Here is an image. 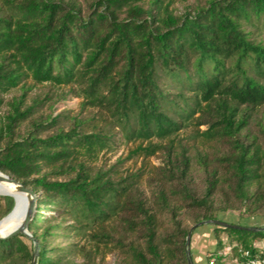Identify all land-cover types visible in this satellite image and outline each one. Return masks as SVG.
Returning a JSON list of instances; mask_svg holds the SVG:
<instances>
[{
  "label": "trees",
  "instance_id": "trees-1",
  "mask_svg": "<svg viewBox=\"0 0 264 264\" xmlns=\"http://www.w3.org/2000/svg\"><path fill=\"white\" fill-rule=\"evenodd\" d=\"M174 3L93 0L84 10L72 0H0V171L36 195L28 226L32 238L0 239V264H32L35 253L36 264H59L60 258L51 256L57 250L47 252L48 237L86 223L99 228L93 238L108 243L106 225L116 217L126 232L143 240L120 242V248L128 247L130 264H189V230L177 219L182 211L195 209L196 222L216 220L214 200L220 195V211L241 209L246 217L264 219V140L249 128L254 123L264 134L263 120L254 117L264 107V0H206L180 15ZM28 78L79 85L84 108L106 113L129 140L148 142L134 153L154 155L161 146L152 140H168L162 177L178 182L173 193L179 203L170 206L161 191L149 206L129 194L123 179L94 172L80 156L108 148L113 134L105 127L87 133L84 119L66 129L63 114L33 119L39 104L25 106ZM18 88L21 95L2 111L4 96ZM193 120L207 126L202 134L208 141L227 147L213 158L199 155L203 193L188 186L187 150H174L173 137ZM53 206L77 224H51L43 211ZM13 207L12 197L0 196V219ZM155 210L171 214L173 227L165 236ZM214 227L216 247L207 264H225L221 251L227 247L233 260L258 256L255 243L264 240V231ZM83 264H94L92 253Z\"/></svg>",
  "mask_w": 264,
  "mask_h": 264
},
{
  "label": "rangeland",
  "instance_id": "rangeland-1",
  "mask_svg": "<svg viewBox=\"0 0 264 264\" xmlns=\"http://www.w3.org/2000/svg\"><path fill=\"white\" fill-rule=\"evenodd\" d=\"M72 1H76L84 10H87L93 0ZM205 2L206 0H175L173 8L176 14L180 15L198 5H203ZM23 83L29 87L25 106H30L34 101L39 104L32 114L33 119L43 118L50 113L53 116L63 114L67 116L62 121V126L66 129L72 126L74 120L84 119L89 122L85 125L84 129L87 133L93 132L94 127H105L113 134V142L108 148L92 157L80 156V160L86 162L94 172L98 170L107 171L115 180L119 181L123 179L129 187V194H137L149 206L153 205L157 194L161 191L167 194L170 206L179 203L180 196L173 193V190L177 188L178 182L168 179V177L164 179L162 177L163 168L168 165V152L163 149L164 146H168V140H152L153 145L161 146L154 155L147 156L141 152L134 153L139 145L142 144L145 147L148 145V142L129 140L122 134L119 128L113 126L111 118L106 113L98 108H84L82 106L83 97L80 95L79 85L55 86L52 84H37L31 78L26 79ZM21 93V89L18 88L6 94L4 96L5 104L2 107V111H6L8 109L7 103L12 98L19 97ZM199 116L200 114H197L196 117ZM254 117L262 119L264 122V107L259 109ZM28 122L22 126V129L28 126ZM249 128L253 135L257 136L260 140H264V134L258 125L253 123ZM205 130H207L206 125L198 126L197 121L193 120L190 125L183 128L173 137L175 152L185 148L187 155L192 160L187 183L197 193H203L206 177L203 168L197 162L199 155L209 154L210 158H213L214 156L221 155L227 149V147L216 141H208L202 134ZM49 178L55 179L51 175ZM223 201L224 198L220 195L215 196L216 220L242 226L264 227V219L246 217L243 215L241 209L229 210L227 212L220 211V208L224 205ZM43 213H45L47 219L52 220L51 224L60 223L63 226H74L77 224L72 216L65 215L56 206L44 210ZM156 215L159 234L160 236H165L173 227L171 214L169 211H163L161 213L156 212ZM194 215H196L195 209H187L186 211H182L177 219L189 231L192 227L196 226L191 235L190 256L194 264H207L208 255L216 247L215 227L211 223L200 224L201 222H206V220L196 222ZM109 222L106 225V232L110 235L108 243L105 240L99 241L97 238L92 237L99 230L98 226L86 225L85 223V226L81 230H62L57 232L58 236L48 237L46 242L47 252H52L51 250L56 249V253H52L51 256L59 257V264H83L87 260L88 253H92L94 264H130L131 259L125 254L128 247L120 248V242L125 243L127 246L130 243L142 245L143 240L140 238V234L126 232L119 217ZM222 238L227 241L226 234H222ZM261 241L258 240L257 245H260ZM34 245L36 246L37 242ZM221 252L225 254V264H232L233 259L231 257L233 251L227 247Z\"/></svg>",
  "mask_w": 264,
  "mask_h": 264
},
{
  "label": "water",
  "instance_id": "water-1",
  "mask_svg": "<svg viewBox=\"0 0 264 264\" xmlns=\"http://www.w3.org/2000/svg\"><path fill=\"white\" fill-rule=\"evenodd\" d=\"M0 174H2L3 176L0 177V180H5L11 184H13L15 186V188L21 192L26 194L27 196V209L25 212V215L23 217V220L21 222V224L19 226H17L15 229H13L12 231L8 232V233H0V239L5 240V239H9L12 238L18 234H24L29 238H32V235L30 234L29 230H28V226L30 221L33 218V214L35 211V206H36V195L35 192L32 189L27 188L24 184H22L21 182L17 181L16 179L10 177L7 174H4L3 172L0 171ZM17 208V203L14 199V207L11 210V212L6 215L5 217H3L2 219H0V224L6 220ZM202 223H211L215 226H219V227H226V228H234V229H240V230H252V231H264V227H250V226H242V225H236V224H231V223H227L221 220H207L206 222H201ZM196 226L192 227L191 230L189 231L187 238H186V255H187V260L189 264H194L191 258V252H190V244H191V235H192V231ZM36 259H37V253H35L34 259H33V263L32 264H36Z\"/></svg>",
  "mask_w": 264,
  "mask_h": 264
},
{
  "label": "bare ground",
  "instance_id": "bare-ground-1",
  "mask_svg": "<svg viewBox=\"0 0 264 264\" xmlns=\"http://www.w3.org/2000/svg\"><path fill=\"white\" fill-rule=\"evenodd\" d=\"M2 176L0 174V177ZM0 196L12 197L17 203L16 210L0 224V233L3 234L12 231L21 224L27 209V196L5 180H0Z\"/></svg>",
  "mask_w": 264,
  "mask_h": 264
},
{
  "label": "built area",
  "instance_id": "built-area-1",
  "mask_svg": "<svg viewBox=\"0 0 264 264\" xmlns=\"http://www.w3.org/2000/svg\"><path fill=\"white\" fill-rule=\"evenodd\" d=\"M258 256L253 258H247L245 260L234 259L233 264H264V247L258 249ZM245 256H248L249 253L245 252Z\"/></svg>",
  "mask_w": 264,
  "mask_h": 264
},
{
  "label": "crops",
  "instance_id": "crops-1",
  "mask_svg": "<svg viewBox=\"0 0 264 264\" xmlns=\"http://www.w3.org/2000/svg\"><path fill=\"white\" fill-rule=\"evenodd\" d=\"M257 242L255 243V246H257L258 249L264 247V240L261 241L260 245H257Z\"/></svg>",
  "mask_w": 264,
  "mask_h": 264
}]
</instances>
